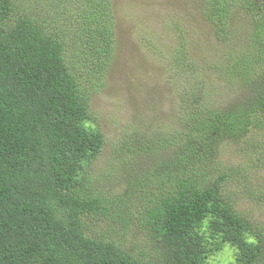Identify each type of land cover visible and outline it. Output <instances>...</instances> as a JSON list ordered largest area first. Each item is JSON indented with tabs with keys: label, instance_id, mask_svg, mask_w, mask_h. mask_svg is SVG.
Returning <instances> with one entry per match:
<instances>
[{
	"label": "trees",
	"instance_id": "obj_1",
	"mask_svg": "<svg viewBox=\"0 0 264 264\" xmlns=\"http://www.w3.org/2000/svg\"><path fill=\"white\" fill-rule=\"evenodd\" d=\"M42 1L0 0V264H212L228 246L235 264H264V224L237 207L258 194L251 187L238 197L229 186L247 167L219 158L228 144L256 152L264 133V0H205L222 42L234 15L249 19L248 47L223 71L251 97L210 107L203 90L187 94L180 128L159 143L175 154L139 171V155L152 150L121 141L112 154L138 181L116 195L91 188L106 137L83 84L105 86L116 43L112 0L49 9ZM181 47L174 70L198 77ZM132 223L146 231L155 257L123 243Z\"/></svg>",
	"mask_w": 264,
	"mask_h": 264
},
{
	"label": "rangeland",
	"instance_id": "obj_2",
	"mask_svg": "<svg viewBox=\"0 0 264 264\" xmlns=\"http://www.w3.org/2000/svg\"><path fill=\"white\" fill-rule=\"evenodd\" d=\"M56 1L64 0L42 2L48 3L49 9ZM205 8V0H112L116 43L105 86L93 89L92 81L83 80L90 91V110L106 137L104 150L91 169L90 184L97 193L120 194L138 181V176H132L133 166L125 165L112 154L121 141L134 142L133 147L147 145L144 149L152 150L139 155L138 171L161 157L169 159L175 154L173 149H163L159 143L180 128L181 116L186 114L183 110L189 106L187 94L192 98L193 93L203 90L205 105L210 107L209 103L215 102L220 107L236 106L251 97L249 91L237 88L229 72L227 79L223 71L225 61L229 69L234 59H240L246 51L251 31L249 19L241 12L234 15L227 26L230 40L222 42L218 27L205 17ZM181 45L186 46L184 51L188 55L184 59L194 60L198 77L185 69L184 75L174 70L172 57L177 48L183 49ZM92 58L86 63L90 64ZM187 64L192 69V62ZM78 67L83 68V63ZM195 78L198 83L203 80V86L196 84ZM258 139L256 152L250 149L246 154L245 148L228 144L219 158L225 167H240L239 164L247 167L243 174L236 175L238 181L230 182L229 186L239 191L238 197L248 194L251 187L254 189L258 198L243 199L237 207L264 224V133ZM123 235V243L130 250L149 257L158 254L137 223H132ZM234 258L228 246L211 263L235 264Z\"/></svg>",
	"mask_w": 264,
	"mask_h": 264
}]
</instances>
